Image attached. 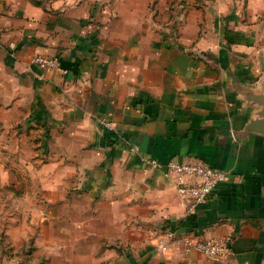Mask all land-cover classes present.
Returning <instances> with one entry per match:
<instances>
[{"label":"crops","instance_id":"crops-1","mask_svg":"<svg viewBox=\"0 0 264 264\" xmlns=\"http://www.w3.org/2000/svg\"><path fill=\"white\" fill-rule=\"evenodd\" d=\"M150 158L230 174L187 215ZM0 201L11 264H264V0H0Z\"/></svg>","mask_w":264,"mask_h":264},{"label":"built area","instance_id":"built-area-1","mask_svg":"<svg viewBox=\"0 0 264 264\" xmlns=\"http://www.w3.org/2000/svg\"><path fill=\"white\" fill-rule=\"evenodd\" d=\"M9 48L14 50L16 44L10 43ZM32 63L49 70H61L64 73L68 71L62 67L61 59L56 56L36 55L32 58ZM107 125L111 128L110 123ZM148 162L152 167L163 171L165 175L178 178V193L187 215L194 213L215 188L228 180L230 174L228 171L201 161L180 162L171 159L163 163L150 158ZM187 178L191 181H186ZM171 244L182 247L185 252L196 250L214 259H223L232 253L230 240L226 237L211 236L201 241H193L188 236H179L174 230L165 232L156 244V250L165 252Z\"/></svg>","mask_w":264,"mask_h":264},{"label":"rangeland","instance_id":"rangeland-1","mask_svg":"<svg viewBox=\"0 0 264 264\" xmlns=\"http://www.w3.org/2000/svg\"><path fill=\"white\" fill-rule=\"evenodd\" d=\"M1 153H3V152L1 151ZM3 155H4V153H3ZM6 194L4 195V197H8V196H6ZM3 208L8 209L9 206L3 207V205L1 204V201H0V216H2V209ZM3 220L4 219L2 218V220H1V217H0V264L16 263L19 260H23L25 255H17L16 253L14 254V252L12 251V247H11L12 241L10 239V235H8V233H7V229L4 227V222H2ZM2 248H4V249L7 248L8 253H6L4 251L6 254L5 253L2 254V252H1ZM21 256H23V258Z\"/></svg>","mask_w":264,"mask_h":264}]
</instances>
